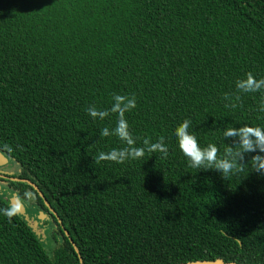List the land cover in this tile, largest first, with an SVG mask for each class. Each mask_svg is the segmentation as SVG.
<instances>
[{
	"label": "trees",
	"instance_id": "16d2710c",
	"mask_svg": "<svg viewBox=\"0 0 264 264\" xmlns=\"http://www.w3.org/2000/svg\"><path fill=\"white\" fill-rule=\"evenodd\" d=\"M249 72L264 78V0H0L4 187L49 214L54 244L0 211V264H264V176L192 168L174 134L190 119L223 157L225 128L264 127V95L222 99ZM115 94L136 99L137 146L163 137L166 158L96 163L126 146L100 136L115 114L86 111Z\"/></svg>",
	"mask_w": 264,
	"mask_h": 264
},
{
	"label": "clouds",
	"instance_id": "9594fccd",
	"mask_svg": "<svg viewBox=\"0 0 264 264\" xmlns=\"http://www.w3.org/2000/svg\"><path fill=\"white\" fill-rule=\"evenodd\" d=\"M236 93H225L223 100L227 101L225 107L236 108L241 102V94L261 93L264 95V78L257 79L251 72L246 77L235 83ZM136 108L134 96L115 94L112 97L110 108L99 110L94 105L86 109L93 120H104L111 114L117 116L116 126L113 129L104 127L100 130L101 137L115 136L126 146L113 148L109 152H100L94 159L96 163L111 161L123 164L129 160L143 159L145 153L159 152L164 158L168 156V147L161 137L157 142L148 139L143 141V146L138 147L125 114ZM260 112H264V100L261 101ZM192 121L183 120L175 129L177 144L182 154L187 158L189 166L203 171L214 170L221 174L223 179L242 172L245 166L251 164L252 171L258 176H264V127L243 125L240 127H228L224 129L223 136L226 141H231L225 149L223 157L219 155V149L215 144L201 147L193 131ZM250 159L246 160L248 154ZM11 220L16 214L12 208L0 210Z\"/></svg>",
	"mask_w": 264,
	"mask_h": 264
},
{
	"label": "rangeland",
	"instance_id": "374dc122",
	"mask_svg": "<svg viewBox=\"0 0 264 264\" xmlns=\"http://www.w3.org/2000/svg\"><path fill=\"white\" fill-rule=\"evenodd\" d=\"M0 168H2L1 169L2 171L5 170L7 172L8 171L14 172L17 170V165H14L13 163H7L1 166ZM2 185H5V184L3 183L0 184V197L3 199H6L9 202V200L11 199L13 195H10V191L7 190V188H3ZM21 202L25 208V213L24 215H21V217L27 222L29 227L32 229L33 233L36 235L39 241L43 244L44 248L47 251H50L53 248L54 244L51 239L50 231L48 230V228H46L47 226L46 227L42 226V222L40 219L42 218V216L38 217V213H37L38 210L36 207L31 206L27 202H24V200H22ZM41 213H42L41 215H45L44 212H41ZM33 224H35L34 227L32 226Z\"/></svg>",
	"mask_w": 264,
	"mask_h": 264
},
{
	"label": "water",
	"instance_id": "95a60500",
	"mask_svg": "<svg viewBox=\"0 0 264 264\" xmlns=\"http://www.w3.org/2000/svg\"><path fill=\"white\" fill-rule=\"evenodd\" d=\"M8 163V159L2 154L0 153V167L7 164ZM9 205L10 207L15 211L16 214L18 215H24L25 213V208L23 206V204L20 202V200L13 195L11 197V199L9 200ZM185 264H236L233 262H224L222 260H213V261H196V262H188Z\"/></svg>",
	"mask_w": 264,
	"mask_h": 264
},
{
	"label": "flooded vegetation",
	"instance_id": "af4514ba",
	"mask_svg": "<svg viewBox=\"0 0 264 264\" xmlns=\"http://www.w3.org/2000/svg\"><path fill=\"white\" fill-rule=\"evenodd\" d=\"M2 168H0V184H2V182H3V184H4V180H6V179H9V178H11L10 176V174L11 173H13L12 171H5V170H1ZM2 187L3 188H5L4 187V185H2ZM7 190H9L10 191V195H15L16 196V193H14V192H12L10 189H7ZM10 199V198H9ZM20 200V199H19ZM22 200H20V202H21ZM24 202H27V201H25L24 200ZM22 203V202H21ZM28 203V202H27ZM35 207V206H34ZM38 211H37V213H38V217H41L42 216V218H40L41 219V222H42V226H47L46 228H48V230L50 231V223H48V220H49V218H50V216H49V214L48 213H44L45 215H41L42 213V211H40L39 209H37ZM35 223V222H34ZM33 227L35 226V224H33L32 225Z\"/></svg>",
	"mask_w": 264,
	"mask_h": 264
}]
</instances>
